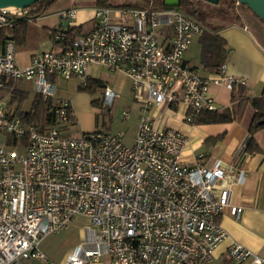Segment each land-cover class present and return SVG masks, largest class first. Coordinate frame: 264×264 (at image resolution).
Wrapping results in <instances>:
<instances>
[{
	"label": "built area",
	"instance_id": "built-area-1",
	"mask_svg": "<svg viewBox=\"0 0 264 264\" xmlns=\"http://www.w3.org/2000/svg\"><path fill=\"white\" fill-rule=\"evenodd\" d=\"M29 11L0 8V27L13 26ZM61 16L72 18L75 10ZM204 30L176 8L117 5L97 7L89 32L59 50L35 52L22 66L14 41H2L0 131L10 137L0 139V264L46 260L42 239L78 216L88 219L86 239L64 264L212 262L214 250L227 238L218 217L228 208L237 219L242 208L229 206L228 190L217 188L224 177L220 160L199 154L192 165L185 164V135L157 126L152 114L154 108L183 106V122L194 125L201 112L219 111L210 85L246 86L247 79L229 74L225 63L204 76L185 62L192 40ZM92 64L130 81L138 110L130 145L121 132H65L76 123V113L70 99L57 95L56 80L79 77L85 84ZM21 82H29L43 101L51 100L45 124L14 110L12 98ZM116 96L106 85L99 104L109 110ZM223 258L229 264H264L263 254L236 242Z\"/></svg>",
	"mask_w": 264,
	"mask_h": 264
},
{
	"label": "crops",
	"instance_id": "crops-1",
	"mask_svg": "<svg viewBox=\"0 0 264 264\" xmlns=\"http://www.w3.org/2000/svg\"><path fill=\"white\" fill-rule=\"evenodd\" d=\"M139 2L140 4H138ZM107 3L109 6L130 5L140 7L144 5L143 0H107ZM96 8V0H57L47 12L28 22H33L38 28L51 31L53 29H65V21H67L71 23L70 26H80L82 34H84L94 26ZM67 9H74L75 16L63 18L61 12ZM235 16L237 19L227 24L225 23L226 19L222 18H212L207 22L220 26L217 34L225 41V47L228 49L224 60L227 72L247 79L244 93L248 103L245 104L240 118L223 123L188 125L182 119L183 106L178 107L176 111H169L165 108L152 110L157 126L169 127L185 135L186 143L181 153L185 164L192 165L199 154L205 155V158L212 157L220 160L224 177L217 182V188L228 190L229 206L235 205L242 208L237 219L230 215L228 208L218 217L220 225L227 232V238L216 247L213 253V256L220 260L219 264L225 261L224 252L233 242L264 255V127L257 129L252 136V147H257L258 150H245L243 155H238L240 148L246 145L245 143L250 138L248 128L254 112L257 111L256 100L264 98V23L251 11L241 10ZM194 41H196L197 51L190 54L191 45ZM193 42L185 52V62L201 75H213L215 72L205 70L200 62V36L194 37ZM42 45L47 47L49 45V47L42 48ZM59 49L60 45L43 37L36 47L16 48V59L18 64L22 66L28 63L37 51ZM101 68L103 67L96 64L90 65L87 69L88 77L98 79L97 72ZM117 77L119 79L127 78L122 73H117ZM108 86L116 94L120 90L118 89L119 83H116L114 87ZM209 91L219 111L234 112L237 109L238 101H232L231 89L221 85H210ZM82 96L85 94L76 93L73 99H70L73 107L80 108L81 102H83ZM88 132L83 131L81 134ZM78 217L71 224L75 223ZM81 229V242H83L86 239V234L83 227ZM74 247L65 255L60 264L65 263L67 255ZM20 264L52 263L47 257L46 260L30 259L22 261Z\"/></svg>",
	"mask_w": 264,
	"mask_h": 264
},
{
	"label": "trees",
	"instance_id": "trees-1",
	"mask_svg": "<svg viewBox=\"0 0 264 264\" xmlns=\"http://www.w3.org/2000/svg\"><path fill=\"white\" fill-rule=\"evenodd\" d=\"M56 1L57 0H38L30 6L29 13L26 16L19 18L13 26L0 27V43H2L3 40L9 37L14 41L15 47L17 49H27L30 47H36L38 42L43 37H46L55 44L63 46L66 43H70L72 39H74L76 36L82 34V28L80 26H66L63 30L53 29L49 31L44 28H38L33 22H28L30 20H35L36 17L43 15ZM143 1V6L153 9H181L185 11V13H187L188 15L194 17L199 22H201L205 27L203 34L200 36V62L203 65V68L209 72H216L220 65L224 63L228 49H226L225 47V41L217 34V30L220 26L207 22V19L228 18V10L234 5L237 0H219L216 4L217 9H212L210 11H202L200 8L197 7V2H200L201 0H181L180 5L178 7H167L164 4V0ZM96 4L97 7L109 6L107 0H96ZM235 19H237L236 16L233 18V20ZM100 86H105L102 81H100L99 79L89 78L85 82V84L79 85L78 89L90 93ZM244 87L245 86L243 85L235 84L231 89L232 101H238L237 109L234 112H230L229 110L203 111L198 115L195 124H213L238 120L243 112L245 104L248 103V99L244 93ZM25 98L26 93L21 91H17V95L15 96V98H12V101L15 100L17 102L16 113L25 118L26 120L45 124L48 120L45 112L48 106L50 105L51 100L48 99L46 101H43L40 96L35 95L31 104V108L27 111H21L20 106ZM256 101L257 111L254 112L248 128L250 138L245 146L246 151L258 150L257 147H252V136L257 129L264 127V98H258ZM251 103H253V101H251ZM221 264L229 263L227 261H224Z\"/></svg>",
	"mask_w": 264,
	"mask_h": 264
},
{
	"label": "rangeland",
	"instance_id": "rangeland-1",
	"mask_svg": "<svg viewBox=\"0 0 264 264\" xmlns=\"http://www.w3.org/2000/svg\"><path fill=\"white\" fill-rule=\"evenodd\" d=\"M197 3V7L202 11L217 9L216 5L205 2L203 0ZM138 4H140V2ZM241 10L245 12L250 11V9H248L246 6L240 4L237 5L236 3H234V5L228 10L229 17L226 18L225 23H230L235 15H238ZM211 19L212 18H208L207 21ZM48 47L42 45V48ZM195 51H197L196 41H194L191 45L190 54H193ZM97 75L98 79L102 81L104 85L107 84L111 87H114L116 83H119L118 89L120 90L118 91L115 101L109 110L107 109V107H102L99 104L98 99L100 98L103 90L102 86L97 87L93 92L88 93L86 91L78 89L82 81L79 77H71L69 79H64L61 77L57 78V94H59L63 98L73 99L76 93L82 95L85 94V96H82L83 102H81L80 108L74 107L77 117V123L70 127H67L65 132L73 136H78L83 131L90 132V130H96L103 133L121 132L123 134V141L126 144L130 145L132 144V139L138 119V110L136 108L137 99L134 98L130 81L128 78L119 79L117 77V73L110 72L106 68H101L97 72ZM18 91L26 93V98L22 102L20 110H29L36 95L31 84L29 82H21ZM12 106L14 110L17 109V102L15 100L12 101ZM126 111L129 112L128 119L123 118V113ZM9 137L10 135H8V133L0 131V139L7 140ZM87 222V218L78 217L75 223L68 225L65 229H62L58 232L50 233L42 239L40 248L45 253L46 258H50L52 264H60L65 255L76 244L81 242V228L84 227ZM219 263L220 260L216 258V256H214V259L210 264Z\"/></svg>",
	"mask_w": 264,
	"mask_h": 264
},
{
	"label": "water",
	"instance_id": "water-1",
	"mask_svg": "<svg viewBox=\"0 0 264 264\" xmlns=\"http://www.w3.org/2000/svg\"><path fill=\"white\" fill-rule=\"evenodd\" d=\"M38 0H0V8L14 7L24 9ZM216 5L219 0H203ZM181 0H164L167 7H178ZM240 5L246 6L264 23V0H238Z\"/></svg>",
	"mask_w": 264,
	"mask_h": 264
},
{
	"label": "bare ground",
	"instance_id": "bare-ground-1",
	"mask_svg": "<svg viewBox=\"0 0 264 264\" xmlns=\"http://www.w3.org/2000/svg\"><path fill=\"white\" fill-rule=\"evenodd\" d=\"M6 9H12V7H7Z\"/></svg>",
	"mask_w": 264,
	"mask_h": 264
}]
</instances>
